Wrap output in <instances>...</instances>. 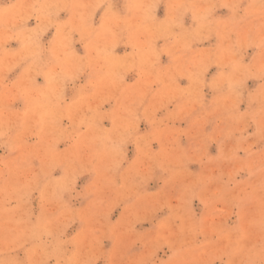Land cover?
<instances>
[{
	"label": "clouds",
	"instance_id": "clouds-1",
	"mask_svg": "<svg viewBox=\"0 0 264 264\" xmlns=\"http://www.w3.org/2000/svg\"><path fill=\"white\" fill-rule=\"evenodd\" d=\"M14 69L20 75L8 82ZM249 80L259 81L253 92ZM17 100L23 107L10 110ZM192 114L189 129L176 127ZM186 134L187 150L179 145ZM129 144L137 155L126 164ZM0 149L20 152L0 164V264H97L104 238L114 243L103 264H264V0H0ZM85 173L96 178L89 191L107 195L85 210L79 238L65 240L73 210L64 195ZM153 173L162 189L182 177L174 202L134 206L129 196L142 199ZM257 177L250 187L261 211L249 221L257 243L187 254L186 237L202 230L186 223L187 207L216 195L208 185ZM118 206L127 215L112 222ZM159 207L170 215L138 238V218ZM137 243L143 251L134 256ZM162 244L172 250L167 260L154 258ZM15 251L24 258L7 255Z\"/></svg>",
	"mask_w": 264,
	"mask_h": 264
},
{
	"label": "rangeland",
	"instance_id": "rangeland-1",
	"mask_svg": "<svg viewBox=\"0 0 264 264\" xmlns=\"http://www.w3.org/2000/svg\"><path fill=\"white\" fill-rule=\"evenodd\" d=\"M158 15H163V9L158 10ZM219 15H224L225 11L220 10ZM98 18V17H97ZM33 24V21L29 22ZM51 33L46 34L44 43L47 44L48 40H51ZM215 43V41H211ZM207 43L203 45L207 47ZM16 47L15 44L12 45ZM79 50V46H77ZM119 51V49H118ZM253 49H248L244 55V62L248 63L252 60ZM166 60V58H162ZM217 72V68L213 66L209 69L207 77L211 79ZM20 75V69H14L8 73V82L15 81ZM37 83L43 84V79L37 77ZM186 84V81H181ZM259 81L249 80L247 82V89L249 92L256 90ZM183 86V85H182ZM74 94L72 85L68 86L66 91V98L70 99ZM208 94V90H206ZM23 107L22 103L17 100L10 105V110L18 111ZM108 106L105 105V108ZM241 109L245 107L242 104ZM193 115L185 117L184 120L179 121L176 125L178 129L187 130L190 128ZM104 126L108 127V121H104ZM141 128H146V125H141ZM192 140L189 135L179 136V145L182 149H189L191 147ZM159 145H154L155 151ZM209 152L213 155L216 152V146L212 145L209 148ZM20 155V152L7 153L5 149H0V164H11ZM135 147L131 144L126 149V164H131L136 158ZM243 155V153H241ZM193 171L198 170V165H190ZM59 169L53 172V176H60ZM246 173H241L243 177ZM182 177H176L171 181L167 189L161 188V174L153 173L142 185L141 192L143 194L142 199H137L135 193L129 196V202L134 206H141L153 199L161 201L162 204L169 201L174 202V196L176 189ZM259 177L252 181L241 180L240 183L230 185H224L222 181H218L207 186V191L211 192L216 190L215 196H208L205 203H201L199 200L192 202L186 209L185 221L186 223L199 225L200 230L194 237L188 235L186 237V247L189 255L196 258H206L210 255L217 253L219 250L226 249L231 246L236 240H239L240 245L249 247L260 238L258 229L250 227L249 221L252 219H258L261 211L260 201L258 194H252L251 184H255ZM96 182V178L92 173H85L78 177L76 180V186L74 191L65 193L64 199L68 206L73 210V221L68 224L64 229V239L71 240L73 238H79V236L87 229L88 224L82 219L85 210L90 206L92 201L100 195H107V193H92L89 191L90 187ZM207 195V192H206ZM239 203V209L235 205ZM238 213V215H237ZM127 215L123 206L114 208L110 213V220L117 222L122 220ZM170 215V209L168 207H159L151 214L143 215L138 218V223L135 224L134 232L136 236L143 239L147 236L155 235L154 224L159 220H164ZM239 217V218H238ZM179 223V222H177ZM150 230V231H146ZM172 230L176 231V225L172 226ZM113 240L111 238H104L98 245V254L101 259L97 261V264H103V259L107 258L111 254L113 249ZM143 249L140 243L133 245L130 249V253L134 256H138L142 253ZM71 252V247L66 249L65 254ZM9 257L15 256L19 259L24 258L23 251H15L7 254ZM172 255V250L168 244H162L155 252V259L167 260ZM228 257H224L227 259ZM235 259V258H234ZM49 264H55L54 259L49 260Z\"/></svg>",
	"mask_w": 264,
	"mask_h": 264
}]
</instances>
